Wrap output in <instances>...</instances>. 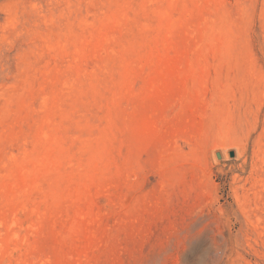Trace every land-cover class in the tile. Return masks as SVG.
I'll use <instances>...</instances> for the list:
<instances>
[{
	"label": "rangeland",
	"instance_id": "obj_1",
	"mask_svg": "<svg viewBox=\"0 0 264 264\" xmlns=\"http://www.w3.org/2000/svg\"><path fill=\"white\" fill-rule=\"evenodd\" d=\"M0 264H264V0H0Z\"/></svg>",
	"mask_w": 264,
	"mask_h": 264
},
{
	"label": "water",
	"instance_id": "obj_2",
	"mask_svg": "<svg viewBox=\"0 0 264 264\" xmlns=\"http://www.w3.org/2000/svg\"><path fill=\"white\" fill-rule=\"evenodd\" d=\"M230 155H231L232 157L235 156V151H234V150H231V151H230ZM217 156H218L219 158H221L220 152H217Z\"/></svg>",
	"mask_w": 264,
	"mask_h": 264
},
{
	"label": "bare ground",
	"instance_id": "obj_3",
	"mask_svg": "<svg viewBox=\"0 0 264 264\" xmlns=\"http://www.w3.org/2000/svg\"><path fill=\"white\" fill-rule=\"evenodd\" d=\"M220 155H221V158H222V156H223V152H220Z\"/></svg>",
	"mask_w": 264,
	"mask_h": 264
}]
</instances>
